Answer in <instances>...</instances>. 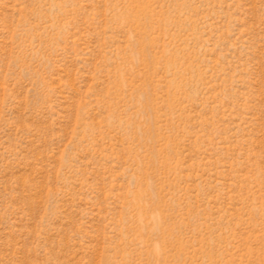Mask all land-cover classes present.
Masks as SVG:
<instances>
[{
	"label": "rangeland",
	"instance_id": "rangeland-1",
	"mask_svg": "<svg viewBox=\"0 0 264 264\" xmlns=\"http://www.w3.org/2000/svg\"><path fill=\"white\" fill-rule=\"evenodd\" d=\"M0 264H264V0H0Z\"/></svg>",
	"mask_w": 264,
	"mask_h": 264
}]
</instances>
